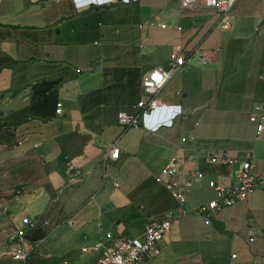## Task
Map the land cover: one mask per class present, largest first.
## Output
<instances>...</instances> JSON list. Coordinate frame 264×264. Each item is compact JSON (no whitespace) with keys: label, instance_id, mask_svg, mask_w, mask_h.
<instances>
[{"label":"crops","instance_id":"obj_1","mask_svg":"<svg viewBox=\"0 0 264 264\" xmlns=\"http://www.w3.org/2000/svg\"><path fill=\"white\" fill-rule=\"evenodd\" d=\"M232 16L222 29L218 11L183 9L179 0L80 8L74 0H0V245L23 217H39L48 220L39 246L60 234L73 242L71 262L92 264L95 255L82 248L100 238L99 220L115 235L140 236L175 208L187 214L146 264H264V188L211 219L194 213L214 197L209 181L232 186L240 166L208 163L207 149L241 160L250 148L254 171L264 175V128L249 119L252 98L264 114V0H238ZM247 27L256 35L244 41ZM175 47L185 63L157 97L182 114L154 132L123 128L118 112L136 109L143 79L167 69ZM202 50L213 56L202 61ZM114 141L120 151L112 159ZM181 147L193 157L185 168L204 177L182 176L192 186L178 204L154 177ZM40 250L27 264L64 261ZM0 264L20 263L4 255Z\"/></svg>","mask_w":264,"mask_h":264},{"label":"built area","instance_id":"obj_2","mask_svg":"<svg viewBox=\"0 0 264 264\" xmlns=\"http://www.w3.org/2000/svg\"><path fill=\"white\" fill-rule=\"evenodd\" d=\"M78 8L88 6L92 3L110 2L115 0H74ZM125 2L133 0H122ZM238 0H179L183 9H196L200 7L212 8L219 12L217 26L228 29L232 25V9ZM164 25V24H163ZM202 61H207L213 56L212 51L202 50L199 54ZM185 57L180 47H175L172 59L167 69L161 67L153 68L142 81L144 95L139 99L136 109L133 111L121 110L117 114L118 123L123 128L142 127L148 131H157L160 127H171L174 120L182 114L181 105H170L162 103L157 97L161 88L167 83L172 75L180 70L185 63ZM61 112L60 104L56 109ZM250 121L255 123L256 130L264 128V114L262 104L253 105L249 116ZM185 140V137L182 138ZM119 147L116 141L112 142L107 149L106 155L115 159L119 155ZM207 162L210 164H228L232 161H240V166L235 174V183L226 186L215 180L209 181V186L214 189V197L196 206L194 213L211 219L222 209L243 201L257 188H264V175L254 171L253 152L250 148L244 150L242 158L232 156L224 149H207L205 152ZM193 157L186 155L181 148L173 155L160 172L154 177L169 195L178 204H181L186 194L191 190V183L186 182L182 176L191 174L195 179L201 180L204 172L196 167L188 171L185 162ZM181 176V177H180ZM187 212L183 209H168L161 218L146 223L140 236L129 234L115 235L111 230L104 229L102 221L97 222L100 238L92 245L83 247L82 251L95 255L92 264H146L149 259L158 256L161 251V241L170 230L174 219L183 217ZM48 220L39 217L25 216L21 219L23 228H15L6 242L0 245V258L10 255L20 264H27L32 254H41L40 238L33 239L41 226L47 224ZM254 232L248 231V240L253 241ZM235 257V254H232ZM55 264H76L71 261H62Z\"/></svg>","mask_w":264,"mask_h":264},{"label":"rangeland","instance_id":"obj_3","mask_svg":"<svg viewBox=\"0 0 264 264\" xmlns=\"http://www.w3.org/2000/svg\"><path fill=\"white\" fill-rule=\"evenodd\" d=\"M246 2H248L249 4L251 3L254 4L255 0H246ZM246 30L248 32V35H243L244 41L247 38L250 40L252 36L256 35L255 33L252 34L248 27L246 28ZM244 45L247 46L248 44L245 43ZM260 75H261L260 81L264 82V75L262 73ZM258 101H260V99L252 98L251 100L252 106L255 102H258ZM66 241L63 239V236L58 234V235H55L52 239H50L48 243L47 242L45 244L42 243L40 248L42 249V251L45 252V254L49 253V255L52 256L53 259H58V260L63 259L64 261L66 260L71 261L72 256L71 254L66 252L67 251L66 249L73 242H68V240ZM55 263H59V261Z\"/></svg>","mask_w":264,"mask_h":264},{"label":"trees","instance_id":"obj_4","mask_svg":"<svg viewBox=\"0 0 264 264\" xmlns=\"http://www.w3.org/2000/svg\"><path fill=\"white\" fill-rule=\"evenodd\" d=\"M42 236H43V234L42 233H38V231H37L34 235H32V238L36 239V238H41Z\"/></svg>","mask_w":264,"mask_h":264}]
</instances>
